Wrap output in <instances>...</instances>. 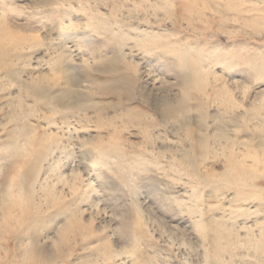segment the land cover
<instances>
[{
	"label": "rangeland",
	"instance_id": "374dc122",
	"mask_svg": "<svg viewBox=\"0 0 264 264\" xmlns=\"http://www.w3.org/2000/svg\"><path fill=\"white\" fill-rule=\"evenodd\" d=\"M0 264H264V0H0Z\"/></svg>",
	"mask_w": 264,
	"mask_h": 264
},
{
	"label": "bare ground",
	"instance_id": "6f19581e",
	"mask_svg": "<svg viewBox=\"0 0 264 264\" xmlns=\"http://www.w3.org/2000/svg\"><path fill=\"white\" fill-rule=\"evenodd\" d=\"M219 246L216 245V248H218ZM212 258V257H211ZM214 260V259H213Z\"/></svg>",
	"mask_w": 264,
	"mask_h": 264
}]
</instances>
